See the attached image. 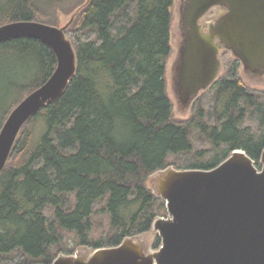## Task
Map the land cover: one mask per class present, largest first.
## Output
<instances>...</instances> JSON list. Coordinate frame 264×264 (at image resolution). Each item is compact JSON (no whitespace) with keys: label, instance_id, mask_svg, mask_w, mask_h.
I'll return each mask as SVG.
<instances>
[{"label":"trees","instance_id":"trees-1","mask_svg":"<svg viewBox=\"0 0 264 264\" xmlns=\"http://www.w3.org/2000/svg\"><path fill=\"white\" fill-rule=\"evenodd\" d=\"M65 1L0 0V25H59ZM175 3L73 0L62 8L74 17L65 32L77 71L22 127L0 174V264H52L75 253L72 240L96 250L150 232L168 210L149 178L170 166L210 170L242 149L262 168L264 89L244 81L238 58L196 97L191 116L174 118L166 75ZM57 63L38 38L0 43V131ZM161 244L158 234L154 247Z\"/></svg>","mask_w":264,"mask_h":264},{"label":"water","instance_id":"water-1","mask_svg":"<svg viewBox=\"0 0 264 264\" xmlns=\"http://www.w3.org/2000/svg\"><path fill=\"white\" fill-rule=\"evenodd\" d=\"M216 6L226 11L213 22L201 23ZM73 18L63 26L38 20L0 25V43L35 37L48 44L58 60L51 77L5 121L0 174L22 127L62 96L77 71V53L65 32ZM180 23L183 40L175 84L183 104L192 105L220 77L222 50L238 58L248 73H264V0H183ZM261 161L259 169L237 149L210 170L167 169L157 193L166 201L169 216L154 222L162 240L155 253H145L130 237L120 245L94 250L88 259L60 255L52 264H264V150Z\"/></svg>","mask_w":264,"mask_h":264},{"label":"rangeland","instance_id":"rangeland-1","mask_svg":"<svg viewBox=\"0 0 264 264\" xmlns=\"http://www.w3.org/2000/svg\"><path fill=\"white\" fill-rule=\"evenodd\" d=\"M72 3H73V0L65 1L64 7L59 8L58 14H59L60 23L58 26H63L70 20L72 13H67L62 8L67 9L66 11H68ZM182 3H183V0H176V3H175V14H174L173 25H172V39H171L172 53L167 60L168 64H167V75H166L167 91L173 101V105H174L173 115H174V118H176L177 120L186 119L189 116H191L193 113V110L191 109L193 104L191 105L190 103H186V104L182 103L180 96L176 89V84H175V74H177V71H176L177 62H178L179 55H180L179 53L180 46L183 40V32H182L181 23H180ZM222 13H223L222 8H220L219 6L213 7L201 19V23H205L207 21L213 22L218 17H220ZM220 58H221V66H222L221 74H223L224 71H226L227 69V65H228L227 63L234 58V55L230 51L227 52L225 50H222ZM241 74H242V78L244 79L246 83L253 85L254 87L264 89V73H262L260 76H252L243 67L241 68ZM12 97H13V94L9 95V97H6L2 106H6ZM170 159L173 161L175 159V156H170ZM170 168L175 169L174 166H170ZM166 170L157 171L153 175H151V177L149 178V185L154 189L155 192H158L159 180ZM168 216H169V213L167 211V215L163 217L167 218ZM157 235H158V232L153 227V229L150 232L141 234L139 236H135L133 237V239H134V242L142 245L145 253H155L159 249V248L156 249L154 247V243H155ZM69 246L75 248V253L73 254V256L78 257V258L88 259L94 252V250L90 247L77 246L75 241L73 240L69 243ZM60 255H66V254L61 253Z\"/></svg>","mask_w":264,"mask_h":264},{"label":"flooded vegetation","instance_id":"flooded-vegetation-1","mask_svg":"<svg viewBox=\"0 0 264 264\" xmlns=\"http://www.w3.org/2000/svg\"><path fill=\"white\" fill-rule=\"evenodd\" d=\"M225 11H226V10H223V13H224ZM223 13H222V14H223Z\"/></svg>","mask_w":264,"mask_h":264}]
</instances>
